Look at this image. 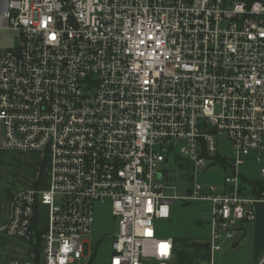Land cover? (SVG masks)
<instances>
[{"label": "built area", "instance_id": "1", "mask_svg": "<svg viewBox=\"0 0 264 264\" xmlns=\"http://www.w3.org/2000/svg\"><path fill=\"white\" fill-rule=\"evenodd\" d=\"M0 29L19 33L0 49V150L48 166L0 233L40 248V264L87 259L98 203L118 221L109 264H171L155 221L174 203L208 204L212 254L255 221L264 191L246 193L240 168L264 163V0H0ZM221 135L234 153L223 190L196 182ZM175 153L193 172L185 196L169 182Z\"/></svg>", "mask_w": 264, "mask_h": 264}, {"label": "rangeland", "instance_id": "2", "mask_svg": "<svg viewBox=\"0 0 264 264\" xmlns=\"http://www.w3.org/2000/svg\"><path fill=\"white\" fill-rule=\"evenodd\" d=\"M19 38V33L14 30L0 29V49L15 47ZM3 137L2 123L0 122V141ZM167 165L169 171L170 184L176 187L179 196H185L187 191L192 187L191 179L193 172L189 163L180 159L176 164L173 156ZM218 157L220 162L216 165H210L206 170L200 172L196 177V182L210 187L214 186L222 189L228 175V163L233 159L234 153L226 136L218 137ZM245 165L240 168L241 174L248 180H263L260 170L264 163H255L252 157L248 159ZM48 166L40 154H28L18 152H6L0 150V192L13 193L15 191L28 190L35 187L38 180L41 181L40 187L46 185V174ZM42 174V175H41ZM166 195H175L174 189L166 190ZM43 207V206H41ZM39 208L38 224L43 227L46 212ZM210 207L206 203L184 204L178 202L172 207L170 219H161L155 221L157 236L161 239L169 237L176 239L193 240L194 238L203 237L198 222L205 223L210 221ZM118 230V221L113 217L111 205L96 204L94 208V225L93 235L87 239L84 245L85 256L81 262L74 264H86L88 259H93L90 264H109L110 262V245L114 235ZM191 245V244H190ZM196 247L184 258V264H196ZM188 251V250H187ZM43 257V251H41ZM43 263V262H42ZM213 264H220L217 258ZM227 264V263H226Z\"/></svg>", "mask_w": 264, "mask_h": 264}, {"label": "crops", "instance_id": "3", "mask_svg": "<svg viewBox=\"0 0 264 264\" xmlns=\"http://www.w3.org/2000/svg\"><path fill=\"white\" fill-rule=\"evenodd\" d=\"M40 183L41 181L38 180L35 184V187H30V189L46 188L47 174H46V185L40 187ZM22 191L25 190L15 191L10 194L5 192L4 193L0 192V229H2L9 220V216L11 212V203L14 197ZM219 192L224 193L227 191H219ZM175 204L176 203L170 206L171 214H172V207ZM41 209H43L47 213V208L41 207ZM255 212H256L255 221L252 223L244 224L242 227V231L239 232V233H243V237L241 238L239 243H236V241L234 245H232L231 243H225L223 250L218 253L212 254L206 245L210 232L209 221L205 223L198 222L199 225H201L200 228L202 229L201 232L203 234L202 235L203 237L201 238H194L193 240L190 241L186 239H180V238L176 239L169 237L174 240V245H175L174 258L171 264H184V259H185L184 257L187 256L189 252H192L191 249L193 246L197 248L195 249V251H197L196 264H213V261L216 258L220 262V264H226V263L227 264H264V203L258 204L255 208ZM171 214L168 219L171 218ZM35 256L36 254L32 247L12 241L0 233V264H14L15 262H28L33 260Z\"/></svg>", "mask_w": 264, "mask_h": 264}, {"label": "trees", "instance_id": "4", "mask_svg": "<svg viewBox=\"0 0 264 264\" xmlns=\"http://www.w3.org/2000/svg\"><path fill=\"white\" fill-rule=\"evenodd\" d=\"M226 1H234V0H226ZM247 1L249 3H252L254 1H260V0H244ZM263 1V0H262ZM217 159H219L220 161V157H217ZM243 181L247 182L253 189L252 191H245L246 193H250L253 195H258L261 192L264 191V181L263 180H247L243 177ZM34 252L36 254L37 257V264H40V257H41V249L40 248H34ZM93 259L90 260V263Z\"/></svg>", "mask_w": 264, "mask_h": 264}, {"label": "water", "instance_id": "5", "mask_svg": "<svg viewBox=\"0 0 264 264\" xmlns=\"http://www.w3.org/2000/svg\"><path fill=\"white\" fill-rule=\"evenodd\" d=\"M242 237H243V233H239L236 238V243H239Z\"/></svg>", "mask_w": 264, "mask_h": 264}, {"label": "snow or ice", "instance_id": "6", "mask_svg": "<svg viewBox=\"0 0 264 264\" xmlns=\"http://www.w3.org/2000/svg\"><path fill=\"white\" fill-rule=\"evenodd\" d=\"M52 38L55 39V36H53Z\"/></svg>", "mask_w": 264, "mask_h": 264}]
</instances>
